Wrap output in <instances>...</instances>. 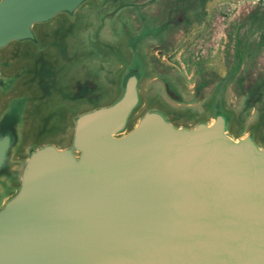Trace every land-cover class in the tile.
<instances>
[{"label": "water", "instance_id": "1", "mask_svg": "<svg viewBox=\"0 0 264 264\" xmlns=\"http://www.w3.org/2000/svg\"><path fill=\"white\" fill-rule=\"evenodd\" d=\"M215 3L0 0V264H264L263 40ZM83 13L118 95L58 137L46 108L72 63L53 25Z\"/></svg>", "mask_w": 264, "mask_h": 264}, {"label": "rangeland", "instance_id": "2", "mask_svg": "<svg viewBox=\"0 0 264 264\" xmlns=\"http://www.w3.org/2000/svg\"><path fill=\"white\" fill-rule=\"evenodd\" d=\"M91 16L90 14H84L82 17L80 16L79 20L75 24H70L65 19L58 18L53 25L55 28L54 35L61 47L65 49V53L67 55L65 60L72 63L69 65V70H66L67 73L60 75L59 91L53 98L54 100L51 106H48V108H46L48 112L50 110L57 114V117L55 118V124L59 132V134L57 135L58 137L67 135L69 133V116H71L74 111L81 112L84 110H89L96 106L105 105L115 99V97L118 95V78L114 73L115 65L110 63L109 66L111 68V72H104L97 69L100 68L99 60H105L109 62L108 58L106 57L108 56L107 54H110L111 52L107 49L106 51H103L102 47H100L98 43L105 40V43H109L108 41H110V39L102 38L101 35L103 27L97 26L98 22L95 19L91 21ZM263 43L259 45L252 44V46H254L255 48L254 50L250 51L252 56H255L253 54H260L264 57ZM240 52L243 53L242 51ZM75 62H77V64H75ZM227 63L228 62L225 59L224 66L227 65ZM233 63H235L234 66H236V68L234 69H236L237 71L240 70L242 72V65H244V59L242 55L240 56L239 60L235 58ZM70 75H73L74 79L72 84H70L72 92H74L75 89L78 90L79 86L84 87V83H87L88 81H94L93 83H87L88 86L94 87L92 88V92L87 97H85L82 102L69 100L70 95L73 96L71 94L72 92L68 90ZM239 76H241V78H244V76L236 74L232 76L229 81L225 79V83L222 85V89L224 91L222 94L224 95V97L227 88L232 85L234 80H237ZM209 77L210 79H216V76ZM80 78L81 81L79 83H76L75 79L76 81H78V79ZM246 78L247 77L245 76L244 79ZM96 82L99 86L96 85ZM169 93L173 97V92L170 91ZM74 96H77L79 98L78 94H75ZM201 108H197V111L202 110V113L204 114L206 111L205 109ZM258 120H264V113L261 114L260 112H258L254 122H258Z\"/></svg>", "mask_w": 264, "mask_h": 264}, {"label": "crops", "instance_id": "3", "mask_svg": "<svg viewBox=\"0 0 264 264\" xmlns=\"http://www.w3.org/2000/svg\"><path fill=\"white\" fill-rule=\"evenodd\" d=\"M219 4L221 6L220 8H218ZM214 7L215 9L211 16L213 15L214 21L216 20L215 23L219 19H222L223 22L228 21L229 23H234V19H236L242 31L246 33L242 36L241 42L243 44H248L252 41L251 38L255 35H252L250 28L254 26H256L255 31L261 33L259 36L262 38V42H264V0H228L227 3L217 0ZM252 19L253 24H251Z\"/></svg>", "mask_w": 264, "mask_h": 264}]
</instances>
